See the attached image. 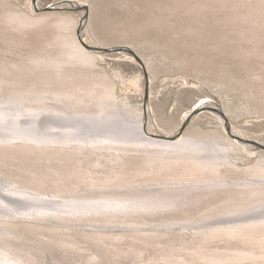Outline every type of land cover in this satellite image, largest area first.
<instances>
[{"label": "rangeland", "instance_id": "374dc122", "mask_svg": "<svg viewBox=\"0 0 264 264\" xmlns=\"http://www.w3.org/2000/svg\"><path fill=\"white\" fill-rule=\"evenodd\" d=\"M61 1L71 3L36 0L40 8L36 10L33 0H0V61L27 64L57 50L56 33L66 32V25L57 23L59 17L78 22V33L86 7L88 15L81 35L89 45L130 46L145 65L144 70L133 56L123 52L97 53L95 70L115 82L121 102L136 107L146 101L151 122L159 132L172 134L192 109L198 110L185 129L192 126L212 130L221 126L220 115L209 110L210 115H206L199 110L210 104L229 111V125L238 123L251 128V135L264 132V114L259 113V107H264L260 106L264 105V0H75L86 6L69 4L64 9L41 10ZM17 12L46 14L50 18L20 28L21 19L13 15ZM1 97L18 99L20 94L5 86L0 87ZM48 151L24 145L0 147V179L16 189L31 181L39 191H27L55 200L77 192L95 194L107 190L146 194L157 189L165 193L171 186L170 182L140 179L124 188H77L67 179L61 180L76 168L75 159L60 160ZM231 158L248 163L240 155ZM241 178L243 174L227 172L225 180ZM180 211L182 207L159 209L123 218L66 212L19 213L7 217L14 223L10 236L3 235L7 225L0 221V254L7 238L15 245L14 250L26 254L33 264H212V255H234L252 249V244L241 237H213L205 232L255 217L219 213L187 217L181 213L178 216ZM5 218L0 215V220ZM231 264H264V256Z\"/></svg>", "mask_w": 264, "mask_h": 264}, {"label": "bare ground", "instance_id": "6f19581e", "mask_svg": "<svg viewBox=\"0 0 264 264\" xmlns=\"http://www.w3.org/2000/svg\"><path fill=\"white\" fill-rule=\"evenodd\" d=\"M70 2L56 4L86 6L75 0ZM13 15L21 19L20 28L50 18L46 14L33 16L17 12ZM57 23L66 25V32L56 33L57 50L27 64L0 61V87L6 86L20 94L18 99H0V147L24 145L42 152L49 150L60 160L73 157L76 168L66 172L61 180L67 179L77 188H124L140 179L170 182L171 186L165 193L157 189L146 194L121 190L95 194L73 192L62 200H55L27 191H39L31 181L21 184L20 190L10 188L0 179V215L11 218L19 213L66 212L123 218L182 207L178 216L201 213L252 216L255 218L249 222L222 225L205 232L213 237H241L252 244L251 250L212 255L210 261L231 264L235 260L264 256V132L251 135L248 132L251 128L238 123L229 125L232 117L229 111L216 104L199 110L203 109L206 115H210L206 110L220 115L221 126L212 130L192 126L185 129L198 110L192 109L172 134L159 132L151 122L149 106L141 103L133 107L121 102L115 82L95 70L97 53H104L89 51L87 38L76 33L78 22L60 16ZM84 25L81 21L78 29ZM23 35L27 37L26 32ZM259 108V113L264 114V107ZM161 135L178 138L165 140ZM236 155L241 160L246 158L248 163L234 161L231 156ZM100 167L106 170L100 172ZM227 172L243 174L244 178L225 180ZM62 185L68 186L65 182ZM0 221L7 225L3 235L10 236L13 221L8 218ZM4 245L0 264H33L26 254L14 250L10 238Z\"/></svg>", "mask_w": 264, "mask_h": 264}, {"label": "water", "instance_id": "95a60500", "mask_svg": "<svg viewBox=\"0 0 264 264\" xmlns=\"http://www.w3.org/2000/svg\"><path fill=\"white\" fill-rule=\"evenodd\" d=\"M33 1H34L35 9L40 10V8L37 6L36 0H33ZM64 8H66V7H63V6H60L56 3H54V4L46 6L45 8H42L41 10H56V9H64ZM85 10H86L85 14H84L85 18L83 19L84 22L86 21L87 15H88V11H87L86 7H85ZM78 34L81 35V29H78ZM87 48L90 50L96 51V52H102L104 54H115V53L122 54L120 52H123V53L130 55V56H133L136 59V61H138L143 66V68L145 67L141 56L134 49H132L130 46L100 47V46L87 45ZM144 70H145V68H144ZM145 73H146V71H145ZM144 104H146V101ZM159 137L161 139H165V140H173L174 139V138L168 137L167 135H161Z\"/></svg>", "mask_w": 264, "mask_h": 264}]
</instances>
